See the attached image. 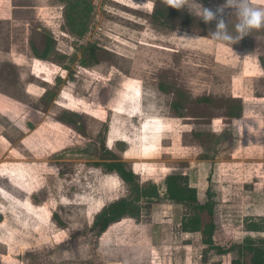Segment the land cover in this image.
<instances>
[{
	"label": "rangeland",
	"instance_id": "1",
	"mask_svg": "<svg viewBox=\"0 0 264 264\" xmlns=\"http://www.w3.org/2000/svg\"><path fill=\"white\" fill-rule=\"evenodd\" d=\"M91 1L89 21L69 25L61 0H0V264H205L204 237L182 233L187 210L165 181L218 191L215 243L245 240L264 197L245 184L264 161V29L211 39L202 9L226 0ZM163 9L176 13L157 21ZM236 104L243 116L228 117ZM107 150L147 189L141 199L108 171ZM123 198L141 217L98 236L96 216Z\"/></svg>",
	"mask_w": 264,
	"mask_h": 264
},
{
	"label": "trees",
	"instance_id": "2",
	"mask_svg": "<svg viewBox=\"0 0 264 264\" xmlns=\"http://www.w3.org/2000/svg\"><path fill=\"white\" fill-rule=\"evenodd\" d=\"M61 1L66 4L65 17L69 25H76L78 23L85 24L89 21L93 12V3L91 0ZM175 13L176 12L170 11L169 9H163L156 11L154 17L157 21H160L167 19L169 15ZM52 48V41L48 42L47 47L43 52H39L34 47L35 55L37 58L45 60L48 58ZM89 54L92 60L96 62L95 45L90 46ZM207 101L213 102L214 100L207 98ZM230 101L236 100L232 99ZM174 109H177V105H175ZM243 114V104H236V106H230L227 116L231 118H240ZM105 159L111 161L110 163H107L108 171H117L122 179L128 184L131 192L129 196L134 200L141 199L147 189H145L142 183L136 178L127 163L120 160V158L109 150H107V156ZM165 183L168 198L175 201L177 204L186 207L187 212L184 214L180 222L182 231L185 234L199 232L204 237L203 242L207 249L203 253L202 258L205 264L211 262L209 259L210 254H213L214 257H227L230 255L232 258L230 264H264V240L246 237L242 243H233L227 248L216 244L213 238L215 230L218 229V225L214 220L216 215V202L210 199L209 195L207 200H200L198 189L184 187L178 173L169 174ZM154 186L159 190L158 185ZM143 210V208L135 206L125 198L120 199L104 207V209L96 216L92 228L99 236L104 233L110 225L119 221L127 213H130L132 217L139 219ZM206 216L210 218V221L205 220ZM245 228L250 232H264V218L261 220L247 218L245 220Z\"/></svg>",
	"mask_w": 264,
	"mask_h": 264
},
{
	"label": "clouds",
	"instance_id": "3",
	"mask_svg": "<svg viewBox=\"0 0 264 264\" xmlns=\"http://www.w3.org/2000/svg\"><path fill=\"white\" fill-rule=\"evenodd\" d=\"M173 4L174 0H167ZM179 7V3L175 4ZM226 8L234 9L233 13H226ZM235 16L234 24L236 36L229 31L232 17ZM202 18L206 23L215 21V30L209 33L211 39L221 43H231L242 38L252 30L264 29V8L256 7L251 0H226L225 5L215 11L203 8Z\"/></svg>",
	"mask_w": 264,
	"mask_h": 264
},
{
	"label": "crops",
	"instance_id": "4",
	"mask_svg": "<svg viewBox=\"0 0 264 264\" xmlns=\"http://www.w3.org/2000/svg\"><path fill=\"white\" fill-rule=\"evenodd\" d=\"M257 152L259 153V157H257L259 160L263 159L264 158V139L262 140V144H261V147L260 145L257 146ZM259 164V167L258 170H259V173H257L258 175H253V180L251 181H246L247 183H245L246 185H251V184H254V186H258L255 190H259L260 193L264 194V161H260L258 162ZM257 170V169H256ZM260 179V182H258ZM257 180V181H256ZM258 183H260V185H258ZM245 185V187H246ZM218 191H215L213 193H211L209 195L210 199H212L213 201H220L221 199L219 197H221L220 195H217ZM198 196H199V199L202 200V201H205L208 199V195H207V192L205 191L204 194L201 193L200 189L198 188ZM220 202H223V199L222 201ZM250 215H245L247 216V218H251V219H255V220H261L262 218H264V197L262 198V201L260 203H255V209L252 211V213H249ZM217 215H215V223L217 224ZM244 228V229H243ZM182 230V229H181ZM216 232H218V229L215 230L214 232V240L216 241ZM182 233L184 235H187V236H193L195 234H201V233H188V234H185L183 231ZM242 233L244 235L247 234L246 237H253L255 239H262L264 240V232H250V231H247L245 229V224L242 225ZM245 237V238H246ZM242 243V242H241Z\"/></svg>",
	"mask_w": 264,
	"mask_h": 264
}]
</instances>
